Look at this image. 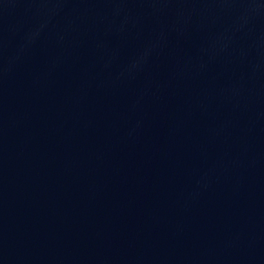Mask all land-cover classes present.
Returning <instances> with one entry per match:
<instances>
[{"label": "water", "instance_id": "95a60500", "mask_svg": "<svg viewBox=\"0 0 264 264\" xmlns=\"http://www.w3.org/2000/svg\"><path fill=\"white\" fill-rule=\"evenodd\" d=\"M0 264H264V0H0Z\"/></svg>", "mask_w": 264, "mask_h": 264}]
</instances>
